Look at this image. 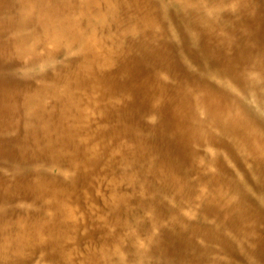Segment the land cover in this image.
Instances as JSON below:
<instances>
[{
  "label": "bare ground",
  "instance_id": "bare-ground-1",
  "mask_svg": "<svg viewBox=\"0 0 264 264\" xmlns=\"http://www.w3.org/2000/svg\"><path fill=\"white\" fill-rule=\"evenodd\" d=\"M0 264H264V0H0Z\"/></svg>",
  "mask_w": 264,
  "mask_h": 264
}]
</instances>
